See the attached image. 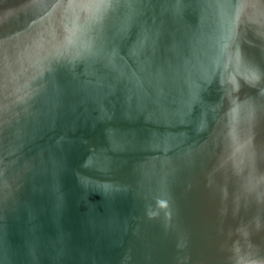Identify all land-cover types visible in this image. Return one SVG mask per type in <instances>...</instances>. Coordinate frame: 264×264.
<instances>
[{
	"label": "water",
	"instance_id": "1",
	"mask_svg": "<svg viewBox=\"0 0 264 264\" xmlns=\"http://www.w3.org/2000/svg\"><path fill=\"white\" fill-rule=\"evenodd\" d=\"M0 264H264V0H0Z\"/></svg>",
	"mask_w": 264,
	"mask_h": 264
}]
</instances>
